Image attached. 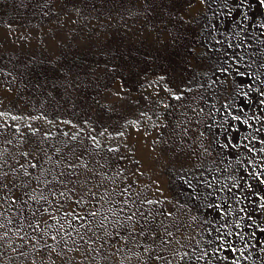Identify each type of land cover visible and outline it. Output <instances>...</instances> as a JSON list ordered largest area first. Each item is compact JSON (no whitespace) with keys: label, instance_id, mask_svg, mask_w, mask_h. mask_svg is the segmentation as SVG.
I'll return each mask as SVG.
<instances>
[{"label":"rangeland","instance_id":"rangeland-1","mask_svg":"<svg viewBox=\"0 0 264 264\" xmlns=\"http://www.w3.org/2000/svg\"><path fill=\"white\" fill-rule=\"evenodd\" d=\"M12 1L0 0V180L11 199L0 200V264H264V0H119L107 11L40 0L39 17L36 0ZM101 52V91L65 83L53 101L75 96L88 111L47 115L42 84L23 81V61H47V74ZM56 127L85 147L47 190L40 149L6 134Z\"/></svg>","mask_w":264,"mask_h":264},{"label":"bare ground","instance_id":"bare-ground-1","mask_svg":"<svg viewBox=\"0 0 264 264\" xmlns=\"http://www.w3.org/2000/svg\"><path fill=\"white\" fill-rule=\"evenodd\" d=\"M42 1V0H41ZM40 0L33 1L32 4L28 6V9H30V12L33 16L39 17L42 15L39 6L41 5ZM43 2V1H42ZM16 2L15 0L12 1L11 9L14 10L16 9L15 6L13 5ZM92 3V4H91ZM119 0H85L83 3L85 8H89V6L94 5L98 9V11H107L108 9H111L110 7H118L119 5ZM20 6H17L19 8ZM15 12V11H14ZM28 12V10H27ZM25 13V12H24ZM29 13V12H28ZM10 14V13H9ZM30 14V13H29ZM13 15V13H12ZM29 17V16H28ZM107 55V54H106ZM103 52L101 53H75L72 54L71 56L67 57L66 59L61 58L59 62L55 63V68L53 67L51 73H46L47 69H43V66L47 63V61H44L43 63L39 61H23V65L25 68V75L23 77V81H26V83L30 84L31 81L36 80L35 83L42 84L41 86L43 87L40 89L41 96L38 97V99H44L45 104L41 105L42 109H46V114L47 115H52L56 119L58 115L67 113V114H72L75 113V111L78 110H86L88 111L86 106H79L76 101V97H66L69 100L70 106H57L56 99H59V97H63L62 93V87L65 85V83H68L69 85L71 84L75 91H84L86 93H89L87 91L94 92L96 90L101 91V87L104 85V79H103V74L101 73H95L93 72L92 67H101L102 69H106L104 64H101V61L107 60L106 56ZM66 56V55H65ZM123 54L119 52H114L111 54V61L112 62V67L114 68L115 65L120 64L119 59L122 57ZM41 60V59H40ZM103 63V62H102ZM19 65V64H18ZM8 67V66H7ZM88 67V68H87ZM109 67V66H108ZM51 68V67H50ZM49 68V69H50ZM95 69V68H94ZM11 71V70H10ZM13 72V71H12ZM15 72V71H14ZM38 72V73H37ZM30 73L29 78L27 77V74ZM22 74V73H21ZM20 74V75H21ZM13 77V76H12ZM19 79V78H18ZM34 85V81L31 83ZM70 86V87H72ZM45 89V91L43 90ZM87 89V90H86ZM36 90V89H35ZM34 90V91H35ZM37 91V90H36ZM69 92V91H68ZM81 93V92H80ZM37 94L36 96L40 95ZM93 94V93H92ZM94 95V94H93ZM80 96V95H79ZM92 96V95H91ZM98 96V95H97ZM96 97V95L94 96ZM73 99V100H72ZM62 100V99H61ZM263 100V98H262ZM43 101V100H42ZM83 101V100H82ZM81 101V102H82ZM85 103V102H84ZM59 104V103H58ZM61 104V103H60ZM39 107V106H38ZM80 108V109H79ZM38 110V109H37ZM262 110V109H261ZM42 111V110H41ZM44 111V110H43ZM35 112V111H34ZM264 112V111H263ZM39 113V110H38ZM41 113V112H40ZM45 114V113H44ZM43 114V115H44ZM79 114V113H78ZM82 114V113H81ZM46 115V117H47ZM62 116V115H61ZM83 116V115H82ZM87 117V116H86ZM72 119V118H71ZM75 119V118H74ZM73 119V120H74ZM84 119V118H83ZM78 122V121H77ZM76 122V123H77ZM11 126V125H10ZM12 127V126H11ZM8 128V127H7ZM59 128V127H58ZM51 130L49 132H43L42 130L39 129H34V130H28L26 132H23L22 130L18 129L17 131L11 132L9 134H6L7 139L9 141L16 140L17 142L21 143H26V142H34L40 149V154H42V160L46 163V172L44 173V176L50 175V180L46 179L42 181L44 185L40 186L42 189L45 187H52L55 186L56 189L59 187V182L56 180L60 181V178H55L52 174H54V168L55 167H65L67 164H70V162H67L66 159L70 155L71 151L73 149L77 148H83L85 147L84 144L80 142V140H73L74 138L72 137L74 135L73 132H69L67 130L66 132L60 133V130L62 128ZM4 129V128H3ZM10 129V128H9ZM64 130V129H63ZM10 131V130H9ZM2 132V131H1ZM0 132V133H1ZM83 132V131H82ZM4 133V132H3ZM2 133V134H3ZM84 133V132H83ZM5 135V136H6ZM83 135V134H82ZM80 135V136H82ZM85 135V134H84ZM89 135V134H88ZM1 136V135H0ZM76 136V135H75ZM79 136V135H78ZM87 136V135H86ZM84 137V136H83ZM4 138V135H3ZM76 138V137H75ZM81 138V137H80ZM6 141V140H5ZM87 141V140H86ZM7 142V141H6ZM5 143V142H4ZM8 143V142H7ZM11 144V143H10ZM30 147V146H29ZM32 147V146H31ZM98 147V145H97ZM28 148V147H27ZM11 149V148H10ZM21 149V147H20ZM32 149V148H31ZM37 149V150H39ZM16 150V149H15ZM100 150V149H99ZM7 151V150H6ZM29 151V150H28ZM103 152L104 150L101 149ZM12 152V151H11ZM15 152V151H14ZM33 152V151H32ZM25 153V152H24ZM19 154V153H18ZM17 154V156H18ZM11 157V156H10ZM51 157L54 159L52 162ZM28 158V157H27ZM46 158H50L49 161L46 160ZM23 159V158H22ZM9 156L8 154H1L0 157V164L5 165V163H8ZM103 160V159H102ZM26 161V160H25ZM36 161V160H35ZM24 162V161H23ZM41 162V161H40ZM15 164V163H13ZM18 164V163H16ZM21 164V163H20ZM33 164V163H32ZM40 164V163H39ZM58 164V165H56ZM22 165V164H21ZM36 165V164H35ZM41 165V164H40ZM7 166V165H6ZM17 166V165H16ZM32 166V165H31ZM43 166V165H42ZM9 167V166H8ZM76 167V166H75ZM20 168V167H19ZM28 170V174L25 176H22L20 179V183L18 185H25L27 181L31 177V172H29L30 166L24 167ZM33 168V167H32ZM35 168V167H34ZM21 169V168H20ZM42 169V168H41ZM10 170V169H9ZM39 170V169H38ZM14 171V170H12ZM16 171V170H15ZM66 171V170H65ZM24 174V173H23ZM69 175V170L66 171L65 176ZM38 176V175H37ZM40 176V175H39ZM17 177V176H16ZM15 177V178H16ZM49 177V176H48ZM64 177H62V182H64ZM43 179V178H42ZM14 181V180H13ZM16 181V180H15ZM18 181V180H17ZM32 181V180H31ZM49 181V182H48ZM9 182V181H7ZM46 183V184H45ZM48 183V184H47ZM38 184V183H36ZM5 185V184H4ZM0 185V200L3 198L7 197L9 199L8 194L6 193V189L9 187L8 185L4 186ZM41 185V184H38ZM11 186V185H10ZM29 186V185H28ZM28 186H25L26 188ZM19 187V186H18ZM24 187V190L26 189ZM12 188V187H11ZM49 188V189H50ZM11 190V189H10ZM53 190V189H52ZM41 191V190H40ZM45 191V190H44ZM22 192V191H21ZM38 193V192H37ZM54 194V193H53ZM53 194L49 193L46 195L47 198L52 197ZM58 194V193H57ZM34 198V197H33ZM11 200V199H9ZM40 201V200H39ZM32 206V205H31ZM264 207V205H262ZM37 207V206H36ZM264 210V209H263ZM8 219V218H7Z\"/></svg>","mask_w":264,"mask_h":264},{"label":"snow or ice","instance_id":"snow-or-ice-1","mask_svg":"<svg viewBox=\"0 0 264 264\" xmlns=\"http://www.w3.org/2000/svg\"><path fill=\"white\" fill-rule=\"evenodd\" d=\"M0 185H2V180H0ZM93 215H95V214L93 213Z\"/></svg>","mask_w":264,"mask_h":264}]
</instances>
